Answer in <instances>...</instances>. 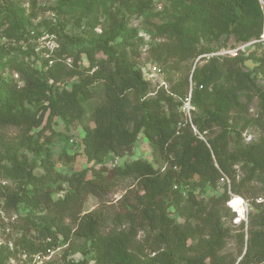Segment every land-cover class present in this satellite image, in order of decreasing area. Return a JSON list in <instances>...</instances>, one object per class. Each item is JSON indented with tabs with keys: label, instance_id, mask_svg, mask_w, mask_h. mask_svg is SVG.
<instances>
[{
	"label": "trees",
	"instance_id": "16d2710c",
	"mask_svg": "<svg viewBox=\"0 0 264 264\" xmlns=\"http://www.w3.org/2000/svg\"><path fill=\"white\" fill-rule=\"evenodd\" d=\"M68 1L62 0L57 9L63 12L60 8ZM78 1L81 15L72 24L82 32L72 35L48 27V34L56 37L54 51L45 48L36 54L30 48L44 28L38 27L36 36L22 10L10 5L9 17L0 20V63L18 54L31 55L33 61L43 57L39 68L15 61L0 65V127L21 132L13 143L0 133V175L15 184L10 191L0 188V208H21L25 225L33 230L20 237L23 255L44 257L62 248V264H90L81 255L86 248L94 264H264V215L256 223L263 231L250 230L239 261L224 252L231 231L221 221L230 211L225 207L232 199L229 192L243 196L257 176L264 184V139L244 143L242 132L229 125L231 112L246 114L256 98L259 111L248 123L264 127V90L255 75L242 70L244 57L220 59L199 46L203 38L216 41L222 36L237 44L263 42L264 0H184L186 11L159 28L165 41L150 49L151 58L170 63L179 80L169 89L153 91L128 59L127 20L119 16L123 11L142 14L152 6L132 10L128 0H117L121 8L115 12L103 8L109 24L96 35L97 6L93 0ZM83 17L88 18L86 28L80 24ZM83 59L86 68L81 67ZM195 59L206 62L191 71ZM260 68L264 73V59ZM65 79L74 81L62 87ZM188 96L190 114L196 108L202 117L185 116ZM53 119L65 128L81 126L82 154L90 168L67 176L56 173L45 140ZM140 134L153 160L115 166V159L132 154ZM61 157L74 160L65 152ZM238 163L248 166L249 175L236 184ZM225 179L229 190L225 185L221 196L207 202L192 193L183 198L180 191L188 185L215 188ZM58 181L64 186L53 188ZM123 181H130L131 188L109 216L102 205ZM88 196L100 206L83 212ZM169 208L182 224L170 217ZM236 239L242 247L244 234Z\"/></svg>",
	"mask_w": 264,
	"mask_h": 264
},
{
	"label": "rangeland",
	"instance_id": "374dc122",
	"mask_svg": "<svg viewBox=\"0 0 264 264\" xmlns=\"http://www.w3.org/2000/svg\"><path fill=\"white\" fill-rule=\"evenodd\" d=\"M93 1L97 6V24L92 30L94 34L98 35L101 34L109 24V18L104 13L103 8L110 10V12H115L120 9L121 6L117 0ZM128 1L131 3L132 10H134L137 6H142L144 4H149L153 8L149 11H144L142 14H139L136 11L133 13L130 11H123L119 15L127 20L126 36L128 39L125 50L128 55V59L134 66L141 70L142 74H152V79L150 81L152 91L160 86L169 89L179 80V73H175L173 66L170 63L154 61L150 56V49L165 41V39L160 36L159 28L165 24L173 22L178 16L182 15L186 11L188 2L183 0L180 5L175 7V4L179 0ZM60 2H62V0H0V20L9 17L8 10L10 5L22 10L24 14L31 19V24L34 26V29L32 30L36 36H38L37 28L40 26L44 28V31L41 29V35L39 37L30 41V48H33V51L36 54L45 48L50 51H54L58 45L56 37L49 35L46 31L48 30V27L63 28L64 32L72 35H79L82 32L81 29L73 27L72 24V18L78 16L80 13V2L78 0L66 2L64 7L60 8L63 12H60L57 9ZM87 21L88 18L86 17L81 19L80 24L82 28H86ZM243 45H246V47L238 52V56H242L246 60L242 66V70L255 75L257 77L258 86L264 90V73L261 72L262 69L260 68L261 61L264 59V42L250 41L246 44H237L231 36H222L216 41H209L206 38H203L199 43L200 47L209 49L211 55L220 59L233 58V56L228 55L227 52L235 50ZM11 61L24 65L30 64L33 67L39 68L41 62L43 61V57H39L33 61V56L31 55L28 56L25 54H18L11 56L9 60L7 59L1 61L0 65ZM205 62V60L195 59L194 62H191L190 64L192 65L191 71L196 64L201 65ZM81 67H87L85 59H83ZM14 78L17 81L18 78L15 76ZM73 81L74 79H65L63 80V85L61 86H68ZM17 85L20 87L22 86V83L17 81ZM241 101L244 100L242 99ZM258 111V100L253 98L246 114L233 111L229 115V125L231 128H235L236 130H240L242 132L241 137L244 143H251L258 141L259 139H264V127L253 126L248 123V120L257 117ZM190 117H202V113L200 110L195 108V111L193 114H190ZM51 128L52 131H48L46 133L45 140H47V143H50L53 154L52 160L56 173L62 176H67L71 172H80L92 166V163L87 162L86 158L82 154L81 139L83 136V130L81 126L78 125L75 128H65L64 124L60 120L53 119ZM0 133L4 141L11 143L16 142L21 134L19 129L12 127H0ZM42 140L44 139L42 138ZM62 152H65L67 156L73 157V162L67 161L66 158L61 157ZM139 158L146 159L148 161L153 160L148 142L142 134L139 135L131 155L117 158L112 163L115 164V166H121L124 162H130ZM109 164L111 163H108V165ZM248 169V166H245L242 163H238L234 166L236 184H239L242 180L247 178L249 175ZM36 172H39V170ZM51 185L53 188L58 186L63 187L64 183L58 181ZM225 185L228 186L229 190V181L225 179L221 180L215 188L206 186L200 189L194 187L193 185H188V187H182L180 191L183 198H185L188 193H192L197 200L207 202L208 199L221 196ZM0 188L1 190L10 191L15 189V184L6 177L0 175ZM130 188V181L121 182L115 188L114 192L110 193L108 198L109 202L102 205L103 212L111 216L114 211V203L125 193L127 189ZM229 194L232 199L225 204V207L230 211L228 212V216H223L221 220L222 224L225 227H228L231 231V236L227 239L224 252H229L236 257L238 256L237 258L239 261L245 253L246 240L249 236L248 233L250 230L263 231L261 226L256 225L257 221H259L264 215V184L262 182V177H254L250 182L248 191L244 192L243 196H234L230 192ZM56 197H58V195H56ZM235 197L240 198L242 201L241 211L230 205V202ZM183 198L181 202L182 204L184 200ZM99 203V200L96 198L88 196L83 207V212H89L98 208L100 206ZM257 205H259V207H256ZM168 211L171 218L175 219L178 223H183V220L178 216V213H176L174 208H169ZM22 213L23 211L21 208L10 211L0 208V264H62V248L55 249L48 256L41 258H38L37 256L29 257L27 255H23V249L19 246L20 237L26 229L29 230L28 233L30 235L33 234V230L30 228L28 229L25 225ZM232 214H234L233 218H231ZM67 223L70 224L69 221H67ZM239 233L244 234L245 240L242 246L243 248L241 247V243H239L236 239V235ZM142 237L143 235L139 234L137 240L140 241ZM79 244L82 246V242ZM241 248L242 252L240 253ZM82 254L89 260L90 264H94L90 261V253L86 248H83V253H81V255ZM81 255L79 253L74 255V260H78Z\"/></svg>",
	"mask_w": 264,
	"mask_h": 264
},
{
	"label": "built area",
	"instance_id": "2783aa9c",
	"mask_svg": "<svg viewBox=\"0 0 264 264\" xmlns=\"http://www.w3.org/2000/svg\"><path fill=\"white\" fill-rule=\"evenodd\" d=\"M261 41L264 42V34L261 36ZM246 47V45H243V46H240L238 47L237 49L235 50H230L227 52L228 55H232L233 57H236L238 55V52L240 50H243L244 48ZM213 56V55H211ZM49 64H51V62H49ZM152 74H148V73H143V76H144V79L148 80V81H151L152 77H151ZM16 77V76H15ZM184 114L186 117H190V111L192 110V107L190 105V96H188L185 100H184V106L182 108ZM38 258H41V256H37Z\"/></svg>",
	"mask_w": 264,
	"mask_h": 264
},
{
	"label": "bare ground",
	"instance_id": "6f19581e",
	"mask_svg": "<svg viewBox=\"0 0 264 264\" xmlns=\"http://www.w3.org/2000/svg\"><path fill=\"white\" fill-rule=\"evenodd\" d=\"M230 205L237 209V210H240L241 211V205H242V201L240 198L238 197H235L231 202H230ZM243 208V207H242Z\"/></svg>",
	"mask_w": 264,
	"mask_h": 264
}]
</instances>
